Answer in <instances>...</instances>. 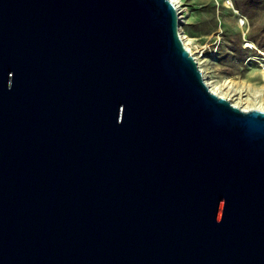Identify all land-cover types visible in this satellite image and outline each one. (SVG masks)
Listing matches in <instances>:
<instances>
[{
	"label": "water",
	"instance_id": "95a60500",
	"mask_svg": "<svg viewBox=\"0 0 264 264\" xmlns=\"http://www.w3.org/2000/svg\"><path fill=\"white\" fill-rule=\"evenodd\" d=\"M179 27L172 0H0V264H264V113Z\"/></svg>",
	"mask_w": 264,
	"mask_h": 264
},
{
	"label": "rangeland",
	"instance_id": "374dc122",
	"mask_svg": "<svg viewBox=\"0 0 264 264\" xmlns=\"http://www.w3.org/2000/svg\"><path fill=\"white\" fill-rule=\"evenodd\" d=\"M228 1L183 0L186 15L180 34L190 40L206 76L250 86L264 95V57L246 48L250 42L264 52V0H232L231 6Z\"/></svg>",
	"mask_w": 264,
	"mask_h": 264
},
{
	"label": "bare ground",
	"instance_id": "6f19581e",
	"mask_svg": "<svg viewBox=\"0 0 264 264\" xmlns=\"http://www.w3.org/2000/svg\"><path fill=\"white\" fill-rule=\"evenodd\" d=\"M231 1H228V4L230 6L232 4ZM172 2L174 3L177 9L181 23L186 15L185 14L186 10L183 9L184 2L183 0H172ZM180 35L183 44L190 51L191 56L194 58L195 61H197L198 65H200V61L197 60L195 54L193 53L191 48H189L190 40L187 37L183 36L182 34ZM247 43H248L246 46L247 49L255 50L258 52L260 56L264 57V52L260 51V49L255 44L250 42ZM253 59L254 58L250 57L249 61ZM199 69L202 71L201 67ZM261 74L264 81V66ZM202 75L204 76L205 82L208 88L210 89V91L216 94L217 96L223 97L226 100H228L232 106L239 107L244 112H250L251 110H258L264 113V95L262 94L263 93L262 91L253 89L250 86L248 88L242 86L240 87V85L231 82L229 80L214 81L209 76H206L203 71H202Z\"/></svg>",
	"mask_w": 264,
	"mask_h": 264
}]
</instances>
